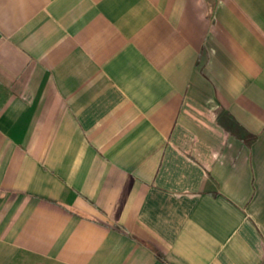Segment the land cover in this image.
I'll use <instances>...</instances> for the list:
<instances>
[{
	"label": "crops",
	"instance_id": "0c3cea01",
	"mask_svg": "<svg viewBox=\"0 0 264 264\" xmlns=\"http://www.w3.org/2000/svg\"><path fill=\"white\" fill-rule=\"evenodd\" d=\"M0 264H264V0H0Z\"/></svg>",
	"mask_w": 264,
	"mask_h": 264
}]
</instances>
